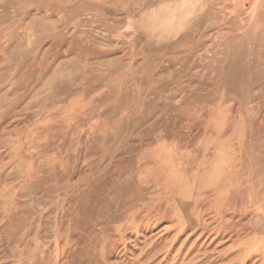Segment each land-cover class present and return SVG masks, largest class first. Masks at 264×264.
<instances>
[{
  "label": "rangeland",
  "instance_id": "rangeland-1",
  "mask_svg": "<svg viewBox=\"0 0 264 264\" xmlns=\"http://www.w3.org/2000/svg\"><path fill=\"white\" fill-rule=\"evenodd\" d=\"M0 264H264V0H0Z\"/></svg>",
  "mask_w": 264,
  "mask_h": 264
}]
</instances>
